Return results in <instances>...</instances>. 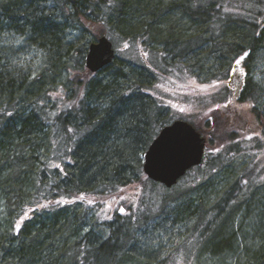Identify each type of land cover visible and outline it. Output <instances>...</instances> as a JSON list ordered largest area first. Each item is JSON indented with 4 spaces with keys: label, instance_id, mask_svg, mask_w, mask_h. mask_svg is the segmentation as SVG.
<instances>
[{
    "label": "trees",
    "instance_id": "trees-1",
    "mask_svg": "<svg viewBox=\"0 0 264 264\" xmlns=\"http://www.w3.org/2000/svg\"><path fill=\"white\" fill-rule=\"evenodd\" d=\"M169 1V5L166 0L2 4L0 23L26 38L28 46L43 55L45 65L35 75L26 74L13 67L10 52L0 49V200L4 202L0 264H121L137 247L138 230L151 220L147 217L168 210L174 223L194 222V234L202 232L201 246H206L208 233L220 227L216 241L206 247L212 258L232 261L237 255L244 260L241 264L262 262L264 180L256 177L255 168L235 176L229 158L218 155L213 172L214 166L202 168L206 155L203 164L187 174L196 171L194 179L169 190L145 176L142 156L170 124L149 93L157 72L177 68V61L193 53L201 55L196 41L185 39L176 25L188 18L193 27L213 30L206 43H217L212 53L225 63L221 67L248 52L246 66L251 69L264 41V27L258 32L264 0ZM50 3L54 12L48 13ZM227 4H236L239 10L226 12ZM173 17L180 19L174 23ZM89 25L117 30L141 53L151 48V42L164 48L156 50L155 64L144 53L143 62L116 58L92 74L85 68L86 46L100 36ZM75 28L92 36L78 50L69 36ZM63 73L65 81L59 80ZM250 94L260 109L258 88ZM138 183L151 190L144 191L148 198L157 201L154 209L148 198L143 201L148 212L135 220L137 212L123 209L120 199ZM242 210L251 215L238 223L235 216ZM98 234L102 239L97 242ZM219 243L227 246L218 248Z\"/></svg>",
    "mask_w": 264,
    "mask_h": 264
},
{
    "label": "rangeland",
    "instance_id": "rangeland-1",
    "mask_svg": "<svg viewBox=\"0 0 264 264\" xmlns=\"http://www.w3.org/2000/svg\"><path fill=\"white\" fill-rule=\"evenodd\" d=\"M25 1L27 2L29 0ZM214 1L217 2V0ZM5 2L9 3V0H0V10L2 4ZM165 3L169 5L171 1L166 0ZM244 5L247 7L249 6L248 4ZM44 7L45 6H43V9ZM226 8V12L229 13H235L234 11L237 12L239 10V7L236 4H227ZM48 9V13L51 11L54 12L51 3L48 5ZM58 14L59 12L56 13V15ZM179 19V17H173L171 21L176 23ZM85 24L87 25L88 23ZM176 27L178 32L185 34V39L196 41V48H199L201 55L196 56V53H193L185 59L177 61V68L162 67V69L157 72L156 76L158 77V80L151 86L149 93L163 109L164 120L170 124L175 120L187 121L203 132L208 139L205 138L207 141V159L202 167L203 169L214 166L211 168L214 172V170L217 169V167L213 165L216 162L215 157L218 155L222 157L227 156L229 159L225 158V160L227 159L230 161L231 174L239 176V174L241 175L242 173L247 172L248 169L250 171L255 168V173L260 175H257L256 177L259 180H264V128L250 133L249 131H243L240 128L232 129L226 126L224 122L218 127L217 118L212 124L213 126H210L208 123V114L214 107H216L217 100H204L203 98L207 93H211L208 90L205 91L206 89L193 90V92H190V86L195 88H207L212 86L213 88V83L217 82V74H215V65L213 64L214 57L212 53L213 49L217 48V43H206L207 39L212 38L213 30L208 31L207 29L193 27V24L188 18H185V21L181 19ZM263 27L264 21L260 23V29L258 32L262 30L261 28ZM89 30L95 35H99L100 38L103 37L101 36L102 34L108 37L113 43L117 58L120 62H125L131 59L135 63L143 62L142 54L145 53L146 59L155 64V61H157L156 57L158 56L156 50L164 48V44L151 42V48H145L144 53H141L140 50H134L130 42L117 30L111 27H90L89 25ZM69 36L71 37L70 43L75 46L74 50L81 49L82 46L84 44L87 45L92 38L89 32H84L78 28L70 31ZM216 39H220V37H217ZM98 40H96V42ZM165 42L167 43V40ZM28 45L29 43H27L26 38H22L17 34L10 32L6 24L2 25L0 23V49H5L11 53L10 62L13 64V67L24 69L23 71L26 74L31 72L35 75L38 70L45 65V62L43 55L36 49L30 48ZM262 45L261 52L258 53L257 57L254 58V61L250 63L253 70L252 77L255 83L254 85L258 88L261 95L264 93V41ZM89 46L90 45H87L86 47L89 48ZM244 56L247 58L246 55ZM245 57H243L244 60ZM224 64L225 63L222 62V65ZM227 68L229 67L222 69L226 70ZM61 74L59 80L65 81L66 73H63V75ZM185 93L191 95L183 96ZM178 101L180 103L176 105L175 103ZM248 118L249 124L254 128H258L256 124L259 120L254 111L248 115ZM196 175L197 172L194 171L186 176L183 179L182 185H186V180H192ZM217 176L218 174L215 176L217 178L216 180L219 178V176ZM131 189L133 190L131 191ZM144 191L149 192L151 190L138 183L131 186L127 195L120 199L121 203L124 202L125 204L123 209L128 212L129 209L131 210V208H133L137 212L135 220H137L139 216L141 218L143 215H146L148 212V208L146 207L147 202L143 203V201H147L148 198ZM161 192L163 196H165V193L162 190ZM168 198L169 197H166V199ZM215 198L216 197H212L211 199ZM148 199L150 201L151 209H154L157 198L151 196ZM217 200H219L218 197ZM177 203L181 202L177 201ZM172 204L174 205L176 202L173 201ZM3 205V200H0V208ZM207 208L210 209V206ZM177 209L178 208L175 210ZM0 210L3 209L1 208ZM168 211H164L156 216L149 215L147 217L151 220L149 219L150 221L138 230L137 247H133L130 256L122 259L120 261L121 264H241L244 262V260L238 258L237 255L233 256L232 261L231 259L217 260L212 258V254L207 251L206 247L210 248L212 246L211 244L216 241L217 231L220 230V227L218 229L216 227L213 232L208 233L210 236L208 237V241L205 242L206 246H201V244L198 245V243L202 239V232H196L194 234V222L174 223ZM250 215L251 213H245L242 210L236 213L235 218L238 223H241L242 219L245 221L247 220L243 218L244 216L249 218ZM249 223H251V221ZM99 239H102L100 234L97 236V242ZM224 246H227V244H218V248H223ZM138 256L140 259H138ZM261 260L262 262H260V264H264V257H262Z\"/></svg>",
    "mask_w": 264,
    "mask_h": 264
},
{
    "label": "water",
    "instance_id": "water-1",
    "mask_svg": "<svg viewBox=\"0 0 264 264\" xmlns=\"http://www.w3.org/2000/svg\"><path fill=\"white\" fill-rule=\"evenodd\" d=\"M116 59L113 43L101 37L85 56V68L96 74ZM206 139L188 122L177 120L161 129L142 156V169L152 182L173 189L194 168L202 165Z\"/></svg>",
    "mask_w": 264,
    "mask_h": 264
},
{
    "label": "flooded vegetation",
    "instance_id": "flooded-vegetation-1",
    "mask_svg": "<svg viewBox=\"0 0 264 264\" xmlns=\"http://www.w3.org/2000/svg\"><path fill=\"white\" fill-rule=\"evenodd\" d=\"M244 55H246L247 58ZM243 57H245V60L243 59ZM249 57L250 53H244L243 55H241V57L236 58L230 64V66H228L229 68L225 70L222 69V62L221 60H217V54L215 53L213 64L215 65L217 82L213 83V88L212 86L207 88H195L193 86L189 87L190 92H193V90L205 89V91H210L211 93H207V95L203 98L204 100H217L216 107H214L208 114V123L210 126H213L212 124L217 118L218 127L224 122L226 126L232 129L240 128L243 131H249L250 133L264 128V93L263 95H261L259 91L258 96H260V99L257 105L260 109H257L256 104L251 100L250 96V92L252 91V89H255V83L252 77V67L250 69L246 66V62ZM237 60H240L239 65L236 63ZM190 95L191 94L188 93L183 94V96ZM179 103L180 102L178 101L175 104L178 105ZM253 111L257 115V119L259 120L256 124L258 128H254L251 124H249L248 121V115Z\"/></svg>",
    "mask_w": 264,
    "mask_h": 264
},
{
    "label": "snow or ice",
    "instance_id": "snow-or-ice-1",
    "mask_svg": "<svg viewBox=\"0 0 264 264\" xmlns=\"http://www.w3.org/2000/svg\"><path fill=\"white\" fill-rule=\"evenodd\" d=\"M236 63L239 65V64H240V60H237ZM233 74H235V73H233ZM57 167H58V166H57ZM80 198L83 199V197H80ZM89 203H91V201H89ZM120 211H121V212H124L123 209H120Z\"/></svg>",
    "mask_w": 264,
    "mask_h": 264
}]
</instances>
